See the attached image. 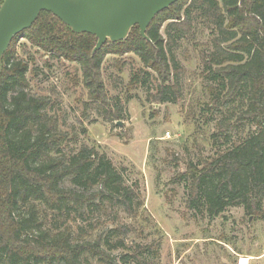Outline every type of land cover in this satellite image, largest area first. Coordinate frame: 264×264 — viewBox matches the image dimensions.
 Instances as JSON below:
<instances>
[{"label":"trees","instance_id":"trees-1","mask_svg":"<svg viewBox=\"0 0 264 264\" xmlns=\"http://www.w3.org/2000/svg\"><path fill=\"white\" fill-rule=\"evenodd\" d=\"M200 26L208 31L200 59L209 101L198 123L215 125V152L187 158L171 183L183 185L194 218L212 222L242 208L264 220V0H179L152 21L148 40L136 26L125 41L96 52L95 36L75 34L42 12L2 59L0 264H153L161 242L145 240L162 235L140 180L100 146L64 131L52 100L33 93L39 69L20 57L17 42L77 65L75 83L88 97L84 115L94 110L114 124L124 119V106L104 78L108 57L134 55L141 67L132 69L129 89L145 90L151 104H178L187 70L177 51ZM127 65L116 68L121 74Z\"/></svg>","mask_w":264,"mask_h":264},{"label":"rangeland","instance_id":"rangeland-1","mask_svg":"<svg viewBox=\"0 0 264 264\" xmlns=\"http://www.w3.org/2000/svg\"><path fill=\"white\" fill-rule=\"evenodd\" d=\"M16 45L20 57L39 69L32 77V91L52 100L62 129L83 143L100 146L117 166L128 168L130 178L140 180L146 208L162 232L145 240L161 242L153 264H242V259L264 264V220L242 208H231L212 222L194 218L185 207L183 185L171 183L185 171L187 158H207L215 152L210 143L215 125L198 123L201 106L209 101L200 59L209 46L208 31L200 26L195 40L187 38L177 51L187 70L178 104H151L145 90L129 89L132 69L141 67L134 55L108 57L104 78L110 95L120 97L124 106V119L114 124L94 110L84 115L88 97L75 83L81 77L77 65L53 60L24 39ZM124 61L129 65L120 74L116 67Z\"/></svg>","mask_w":264,"mask_h":264},{"label":"water","instance_id":"water-1","mask_svg":"<svg viewBox=\"0 0 264 264\" xmlns=\"http://www.w3.org/2000/svg\"><path fill=\"white\" fill-rule=\"evenodd\" d=\"M179 0H4L0 8V73L2 59L13 39L32 28L42 12H49L75 34H90L98 42L125 41L134 27L148 40L152 21ZM120 124V123H119Z\"/></svg>","mask_w":264,"mask_h":264},{"label":"bare ground","instance_id":"bare-ground-1","mask_svg":"<svg viewBox=\"0 0 264 264\" xmlns=\"http://www.w3.org/2000/svg\"><path fill=\"white\" fill-rule=\"evenodd\" d=\"M242 264H247V259H242Z\"/></svg>","mask_w":264,"mask_h":264}]
</instances>
